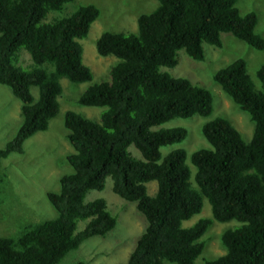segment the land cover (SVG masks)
I'll return each instance as SVG.
<instances>
[{
  "label": "trees",
  "instance_id": "obj_1",
  "mask_svg": "<svg viewBox=\"0 0 264 264\" xmlns=\"http://www.w3.org/2000/svg\"><path fill=\"white\" fill-rule=\"evenodd\" d=\"M71 1L0 0V83L20 100L22 117L15 135L0 148V160L22 153L24 141L47 128L59 109L60 78L74 83L92 78L77 39L87 35L100 11L90 3L65 16L50 15ZM236 2L157 0L153 10L137 16L135 31L106 30L98 36L97 53L117 60L109 79L88 85L78 103L104 109L98 120L65 112L73 148L66 159L73 172L60 177L58 191L46 193L57 215L27 224L15 236H0V264H57L83 239L104 236L115 226V216L103 197L86 203L84 197L88 190H102L107 176L113 192L135 202L146 219L123 264H195L212 220L238 224L220 234L224 253L204 264H264V63L255 72L258 84L239 57L215 71L213 80L248 113L253 132L246 142L222 116L203 123L201 134L211 147L190 155L197 189L189 181L185 150L176 148L163 157L160 152L183 141L187 129L157 127L174 118L209 116L213 109L210 90L161 71L177 64V51L202 60V43L219 48L222 33L264 49V37L255 32L256 13H241ZM21 49L29 54L28 64L20 61ZM30 86L38 89L36 100ZM130 145L140 158L130 153ZM150 180L157 183L154 195L147 193ZM203 197L211 218L182 226L200 212ZM80 219L86 224L75 232Z\"/></svg>",
  "mask_w": 264,
  "mask_h": 264
},
{
  "label": "rangeland",
  "instance_id": "obj_2",
  "mask_svg": "<svg viewBox=\"0 0 264 264\" xmlns=\"http://www.w3.org/2000/svg\"><path fill=\"white\" fill-rule=\"evenodd\" d=\"M94 4L99 8L98 17L91 23L84 38L77 39L82 46V61L92 71V78L87 82L74 83L66 78H60L61 93L57 97L59 109L49 120L45 130L36 132L23 143L22 153H11L0 160V236H15L25 225L53 219L57 212L49 203L46 193L58 191L59 179L73 172L66 156L73 152L67 140V130L63 124L64 114L72 110L87 118L99 119L103 107L84 106L78 103V98L86 87L92 83L109 79L111 65L117 60L114 55L101 56L97 53L95 42L103 31L130 32L135 31L137 16L147 13L157 5V0H73L64 5L61 11L50 15L65 16L72 13L80 5ZM236 6L241 13L253 11L257 15L255 32L264 37V0H237ZM221 47L202 43L204 57L202 60L190 58L184 50L177 51V64L174 67H161L174 77H184L192 83L210 90L213 96V109L209 116L193 115L189 118H174L157 127L184 126L187 129L186 138L179 142L162 146L161 156L168 152L183 148L186 152V163L190 168L189 181L197 189L194 179L195 167L190 161V155L199 148H210V144L201 134L203 123L214 116L228 119L240 132L244 141L251 139L253 123L245 111H242L222 91L213 80L217 69L236 58L246 62L247 72L258 84L256 69L264 63V49L258 50L238 40L230 33L221 34ZM20 61L29 63V54L21 49ZM19 63V62H18ZM22 67L26 65L18 64ZM49 68V67H48ZM30 93L37 99L38 89L30 86ZM20 100L16 98L8 86L0 83V148L15 135L21 124ZM155 127V128H157ZM130 153L140 158L139 151L133 146L128 147ZM147 193L154 195L157 189L155 180L147 182ZM97 197H103L107 209L115 216V226L104 236L94 235L83 239L78 247L67 252L57 264H123L133 250L136 241L146 227L144 215L136 207V203L128 201L112 190L110 176L105 178L102 190H88L84 202ZM203 217L211 218V207L205 197L202 198V208L193 214L182 226H189ZM86 219L77 220L75 232L86 224ZM238 224L235 220L219 222L212 220L202 239L205 246L195 260V264H204L208 259L224 253L220 243V234ZM164 264H175L165 262Z\"/></svg>",
  "mask_w": 264,
  "mask_h": 264
}]
</instances>
